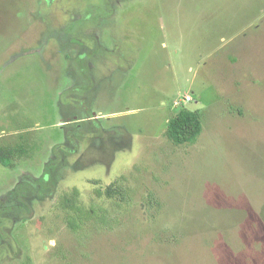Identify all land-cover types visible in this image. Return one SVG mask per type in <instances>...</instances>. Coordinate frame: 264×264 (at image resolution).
Returning <instances> with one entry per match:
<instances>
[{"label": "rangeland", "instance_id": "rangeland-1", "mask_svg": "<svg viewBox=\"0 0 264 264\" xmlns=\"http://www.w3.org/2000/svg\"><path fill=\"white\" fill-rule=\"evenodd\" d=\"M111 183L124 215L81 248L57 196ZM0 216V264H264V0H0Z\"/></svg>", "mask_w": 264, "mask_h": 264}, {"label": "trees", "instance_id": "trees-1", "mask_svg": "<svg viewBox=\"0 0 264 264\" xmlns=\"http://www.w3.org/2000/svg\"><path fill=\"white\" fill-rule=\"evenodd\" d=\"M77 59L79 65L85 64L83 60ZM201 131L202 123L200 113L184 107L168 120L165 128V136L173 144L181 145L196 138ZM60 159L61 156L57 154L45 164L43 175L40 179L45 190H38L29 183L19 184L15 188V192L20 205L10 206L5 209L16 210L28 207L27 197L30 194L37 196L53 194L55 190V179L52 176L54 168L58 165ZM2 160L4 164H8L5 158ZM94 194L96 198H104L106 201L109 200L110 203L106 205L104 202L93 200L89 204H86L81 198L79 189L76 187L62 191L57 196V207L60 210L61 220L81 248L86 245L94 233L115 230L118 227L119 219L124 215L122 203H129L125 198L127 194L119 186H116L115 183L107 185L105 189L96 187ZM116 195L119 196V199H115ZM11 212L20 214L18 213L19 211ZM21 216V218H25L22 214ZM2 218L0 216V220ZM3 219V221H0V235L6 238L8 233L2 229V225L10 226V221L12 220L7 219L9 224L6 223V218Z\"/></svg>", "mask_w": 264, "mask_h": 264}, {"label": "built area", "instance_id": "built-area-1", "mask_svg": "<svg viewBox=\"0 0 264 264\" xmlns=\"http://www.w3.org/2000/svg\"><path fill=\"white\" fill-rule=\"evenodd\" d=\"M186 101H190L191 100V97L190 96H186Z\"/></svg>", "mask_w": 264, "mask_h": 264}]
</instances>
